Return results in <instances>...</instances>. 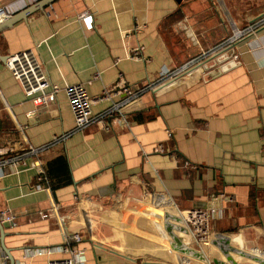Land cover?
Returning a JSON list of instances; mask_svg holds the SVG:
<instances>
[{"label": "crops", "instance_id": "0c3cea01", "mask_svg": "<svg viewBox=\"0 0 264 264\" xmlns=\"http://www.w3.org/2000/svg\"><path fill=\"white\" fill-rule=\"evenodd\" d=\"M43 1L0 0L18 8L0 30V158L68 138L0 168V259L47 264L70 257L69 248L82 264H181L192 239L176 212L155 206L153 194L166 193L182 211H212L211 264H264L247 254L264 239V24H256L264 8L249 0ZM25 50L59 88L48 106L26 98L6 67ZM149 83L154 89L118 118L70 134L66 86H84L98 117ZM73 235L81 240L68 245Z\"/></svg>", "mask_w": 264, "mask_h": 264}, {"label": "built area", "instance_id": "2783aa9c", "mask_svg": "<svg viewBox=\"0 0 264 264\" xmlns=\"http://www.w3.org/2000/svg\"><path fill=\"white\" fill-rule=\"evenodd\" d=\"M27 1L28 0H23V6ZM17 10L18 8L12 4H0V24L6 22ZM262 17V19L256 21V24H264V16ZM254 26H250L245 31H238L226 40L233 42L247 32L253 30L255 28ZM222 45L223 44H220L219 47ZM194 62L195 60L185 63L174 74H178L182 70H186L190 66L195 65ZM6 67L13 79L19 84L24 96L30 99L36 106H48L55 101L59 88L49 81L38 56L33 50H25L12 54L6 61ZM152 89H154L153 83H149L139 92L127 91L125 99L121 100V102L114 103L105 116H103V114L102 116L94 117L91 110V99L84 86L80 84L66 86L64 91L74 117V129L70 134L83 132L93 126L104 125L108 120L114 117L118 118L129 106L140 102L142 97L150 93ZM66 138H68L67 134L60 138H56L51 146L48 145L38 149L29 148L27 153L21 155L17 154L14 157L6 159L0 158V168H4L7 164L12 162H24L28 156H38L40 153L49 150L55 143L63 141ZM35 168L41 181H46L45 171L41 164L37 163ZM37 188L41 187L37 186ZM153 200L155 201L154 204L156 207L176 212L181 228L189 234L192 239L193 244L190 247L191 254L183 256L181 264H197V262L198 264H211L209 256L207 257L203 253L201 247H210L215 238L211 231L212 211L202 209L182 211L166 193L153 194ZM1 217L4 222L7 223H12L14 220L9 210L2 211ZM80 240L78 235H73L69 238L68 245L70 242L77 243L80 242ZM63 251L69 253L70 257L50 260L47 264H82V257L78 251L69 248H64ZM43 253L44 250L36 252L37 255ZM247 254L264 262V239L262 247L247 249ZM0 264H7V259H0Z\"/></svg>", "mask_w": 264, "mask_h": 264}, {"label": "water", "instance_id": "95a60500", "mask_svg": "<svg viewBox=\"0 0 264 264\" xmlns=\"http://www.w3.org/2000/svg\"><path fill=\"white\" fill-rule=\"evenodd\" d=\"M52 1H54V0H44L43 2H42V4H41V6H45L46 4H49V3H51ZM39 8H36V9H34V10H38ZM33 10V11H34ZM33 11H31V12H33ZM7 22V21H6ZM11 22H13L12 20L11 21H9V22H7V23H2V24H0V30H2L3 28H4V26H7L9 23H11ZM3 239H4V233H3V228H2V226H1V224H0V242H1V244H2V248L3 249H5L4 248V245H3ZM192 244H193V242H192ZM201 249H202V251H203V253L208 257L209 256V250H208V247H206V246H202L201 247ZM7 258L10 260V263L11 264H13V261H12V258H11V256H10V254L9 255H7Z\"/></svg>", "mask_w": 264, "mask_h": 264}, {"label": "rangeland", "instance_id": "374dc122", "mask_svg": "<svg viewBox=\"0 0 264 264\" xmlns=\"http://www.w3.org/2000/svg\"><path fill=\"white\" fill-rule=\"evenodd\" d=\"M249 1L254 2L255 3V7L257 9H263L264 8V0H249ZM125 97H126V95H125ZM125 97L123 99H125ZM123 99H121V100H123ZM121 100H120V102H121ZM209 248L210 247H208V250H209ZM214 256H215L214 258L220 257V255L218 253L214 254ZM240 263H242V264H252L251 260H249L248 258L241 260ZM197 264H198V262H197Z\"/></svg>", "mask_w": 264, "mask_h": 264}]
</instances>
